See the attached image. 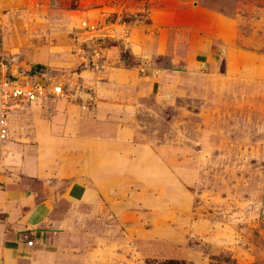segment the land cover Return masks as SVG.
Here are the masks:
<instances>
[{
	"label": "rangeland",
	"instance_id": "rangeland-1",
	"mask_svg": "<svg viewBox=\"0 0 264 264\" xmlns=\"http://www.w3.org/2000/svg\"><path fill=\"white\" fill-rule=\"evenodd\" d=\"M164 1L0 0V61L26 81L66 73V95L39 100V120L59 116L61 99L78 106L86 101L89 112L101 102L117 108L112 121L131 128L135 143L165 154L160 171L151 162V176L160 172L159 186L145 189L143 200L136 195L131 211L143 206L159 216L167 231L161 239L172 244L141 255L131 225L113 221L122 255L109 254L119 264H264V83L240 75L237 56L229 69L222 46L231 42L264 55V0H178L184 9L236 18L237 32L220 36L206 56L196 55L202 33L185 26V13L175 18L162 10L170 2ZM86 24L106 34L83 43L78 57L77 34ZM115 30L118 35L110 36ZM134 40L142 48L136 56ZM94 51L99 67L89 60ZM40 55L47 59L38 60ZM116 67L134 69L140 82L151 85L162 77L182 92L164 102L151 94L133 103L131 86H116L107 76ZM29 109L11 118L0 169H8L17 154L25 157L24 145L35 144ZM83 155L72 152L62 163ZM131 187L129 192H141ZM153 216L146 220L150 226Z\"/></svg>",
	"mask_w": 264,
	"mask_h": 264
},
{
	"label": "crops",
	"instance_id": "crops-1",
	"mask_svg": "<svg viewBox=\"0 0 264 264\" xmlns=\"http://www.w3.org/2000/svg\"><path fill=\"white\" fill-rule=\"evenodd\" d=\"M169 1L162 10L175 18L185 13V26L194 25L202 33L196 55H211L212 45L220 36L237 32L236 18L210 10L184 9L180 1ZM222 46L229 69L237 56L243 66L238 73L264 83V55L231 42ZM131 48L135 56L142 52L135 40ZM37 59L47 58L40 55ZM136 73L131 68L116 67L107 76L116 86H131L133 103L151 94L164 102L182 92L162 77L153 85L140 82ZM102 94L103 89L101 97ZM54 98L60 97L49 99ZM46 103L51 104L43 102ZM58 103L63 110L52 120H39L38 101L29 106L35 144L24 145L25 157L17 154L13 164L7 163L8 169H0V264H104V260L105 264H119L109 254H116V258L122 255L114 243L117 235L113 233V221L131 225L127 229L137 235L136 247L141 255L159 252L166 243L172 244L161 239L167 231L159 216L145 213L143 206L138 212L131 211L136 195L143 200L145 189L159 186L160 172L151 176V162L162 168L163 151L154 152L146 143H135L131 128L119 127L112 121L117 108L110 106L106 110L100 102L89 112L86 101L81 102L82 106L64 99ZM72 152L84 153L83 160L75 156L62 163ZM131 185L141 192H129ZM68 204L74 208H66ZM152 215V221H156L151 227L146 220H151ZM165 248L162 249L168 251Z\"/></svg>",
	"mask_w": 264,
	"mask_h": 264
},
{
	"label": "built area",
	"instance_id": "built-area-1",
	"mask_svg": "<svg viewBox=\"0 0 264 264\" xmlns=\"http://www.w3.org/2000/svg\"><path fill=\"white\" fill-rule=\"evenodd\" d=\"M101 29L94 25H84L77 34V41L79 42L77 49V56L84 54L83 43L89 40L102 38ZM117 30L109 34L116 37ZM79 50V53H78ZM99 53L94 51L92 61L96 67L98 64ZM69 79L65 74L57 75L48 73L41 81L22 80L16 74L10 72L8 65L0 61V144L4 143L10 138L12 133L11 118L17 113H21L34 102L49 97H64L66 95V86L69 84ZM30 245L33 241H28Z\"/></svg>",
	"mask_w": 264,
	"mask_h": 264
},
{
	"label": "trees",
	"instance_id": "trees-1",
	"mask_svg": "<svg viewBox=\"0 0 264 264\" xmlns=\"http://www.w3.org/2000/svg\"><path fill=\"white\" fill-rule=\"evenodd\" d=\"M153 264H185V263L180 262L178 260L171 259V260H168V261H163V262H159V263L157 262V263H153Z\"/></svg>",
	"mask_w": 264,
	"mask_h": 264
}]
</instances>
